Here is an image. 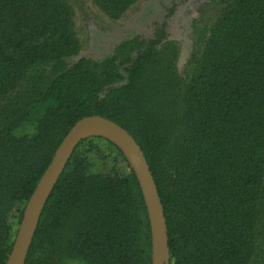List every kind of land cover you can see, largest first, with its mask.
<instances>
[{
  "label": "trees",
  "instance_id": "trees-1",
  "mask_svg": "<svg viewBox=\"0 0 264 264\" xmlns=\"http://www.w3.org/2000/svg\"><path fill=\"white\" fill-rule=\"evenodd\" d=\"M134 1L92 0L116 16ZM176 4L133 55L62 69L61 60L78 50L68 0H0V264L56 148L90 116L114 122L142 151L164 215L169 264H264V0L227 2L184 91L165 42ZM30 121L35 135L16 139L13 131ZM111 155L126 173L105 164L90 170L97 157L106 163ZM70 260L151 264L139 183L121 150L101 136L74 147L24 264Z\"/></svg>",
  "mask_w": 264,
  "mask_h": 264
},
{
  "label": "rangeland",
  "instance_id": "rangeland-1",
  "mask_svg": "<svg viewBox=\"0 0 264 264\" xmlns=\"http://www.w3.org/2000/svg\"><path fill=\"white\" fill-rule=\"evenodd\" d=\"M229 1L231 0H188L178 3L177 0H135L120 16H116L103 11L92 0H68L72 8L71 29L78 41V50L63 58L59 64L62 69H69L83 59H90L98 64L109 61L117 63L133 55L140 40L152 37L156 26L166 15L165 9L177 3L174 14L166 19L168 37L165 42L170 43L176 53L174 71L184 91L190 80L192 63L201 56L203 44L209 38L219 13ZM160 48L157 49L161 50ZM45 69L50 73L48 67ZM35 132L36 123L30 121L14 130L13 136L16 139L30 138ZM92 136L110 139L104 133L96 131L84 134L82 139ZM103 162L97 157L91 162L90 170L95 171L105 164L106 170L120 168L121 172H127L124 164L115 161L113 155L108 157L106 163ZM14 218L11 222L15 230ZM66 264L85 263L70 260Z\"/></svg>",
  "mask_w": 264,
  "mask_h": 264
},
{
  "label": "water",
  "instance_id": "water-1",
  "mask_svg": "<svg viewBox=\"0 0 264 264\" xmlns=\"http://www.w3.org/2000/svg\"><path fill=\"white\" fill-rule=\"evenodd\" d=\"M98 130L110 135L124 154L139 183L147 209L151 232V264H169V249L163 211L156 185L139 146L114 122L100 117H85L75 123L58 146L49 166L27 201L11 252L5 264H24L42 209L53 190L74 147L88 131ZM114 140H113V139Z\"/></svg>",
  "mask_w": 264,
  "mask_h": 264
},
{
  "label": "bare ground",
  "instance_id": "bare-ground-1",
  "mask_svg": "<svg viewBox=\"0 0 264 264\" xmlns=\"http://www.w3.org/2000/svg\"><path fill=\"white\" fill-rule=\"evenodd\" d=\"M92 131H96V132H101V131H98V130H92ZM92 131H88V132H86V133H89V132H92ZM85 133V134H86ZM103 133V132H102ZM106 136H108V137H110V135H108V134H106V133H104ZM111 138V137H110ZM113 139V138H112ZM114 140V139H113Z\"/></svg>",
  "mask_w": 264,
  "mask_h": 264
}]
</instances>
